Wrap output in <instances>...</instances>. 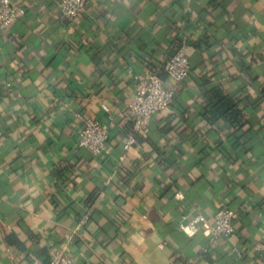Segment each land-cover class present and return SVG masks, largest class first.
Listing matches in <instances>:
<instances>
[{"label":"crops","instance_id":"0c3cea01","mask_svg":"<svg viewBox=\"0 0 264 264\" xmlns=\"http://www.w3.org/2000/svg\"><path fill=\"white\" fill-rule=\"evenodd\" d=\"M11 2L24 11L0 34V264L56 247L72 264H264V0H84L72 20L56 0ZM182 44L174 102L124 149L127 70L145 76ZM216 90L242 97L235 135L205 117ZM87 118L109 123L102 154L76 145ZM222 206L235 233L211 240Z\"/></svg>","mask_w":264,"mask_h":264},{"label":"built area","instance_id":"2783aa9c","mask_svg":"<svg viewBox=\"0 0 264 264\" xmlns=\"http://www.w3.org/2000/svg\"><path fill=\"white\" fill-rule=\"evenodd\" d=\"M83 3L84 0H56V7L61 18L72 20L82 10ZM23 11V8L14 6L11 0H0V34L8 29ZM190 69L188 46L182 44L163 63L155 64L145 76H139L131 69L127 70L135 86L133 97L124 109L120 124L124 134L122 143L124 149L136 145L138 136H144L148 132L149 122L155 113L170 108L178 86L188 76ZM162 73L166 78L162 77ZM102 108L107 111L109 109L106 104H102ZM109 119L112 121L111 116ZM109 138V123L96 118H87L78 128L75 142L78 147L99 155L106 151ZM237 216L236 210L231 207L218 208L213 213L212 224L207 229L210 239L233 235L236 229L234 219ZM201 220V215L197 214L189 220H182L179 228L184 231H194ZM254 249L264 253V240L256 242ZM233 250L239 253L237 247H233ZM36 264H72V258L63 248L56 247L51 249L45 262L38 261Z\"/></svg>","mask_w":264,"mask_h":264},{"label":"trees","instance_id":"16d2710c","mask_svg":"<svg viewBox=\"0 0 264 264\" xmlns=\"http://www.w3.org/2000/svg\"><path fill=\"white\" fill-rule=\"evenodd\" d=\"M217 89V88H216ZM215 90V89H214ZM214 100L206 99V111L205 117L207 120H214L218 117H227L228 121L232 125L233 129L231 130V134L235 135L238 132V128H242L245 126V118L242 122H239V119L243 117V114L240 115V110L238 109V103L242 100V97H234L229 93H219L217 90L213 92ZM237 122V123H236ZM235 123L237 125H235ZM239 123V124H238ZM235 127V128H234ZM243 135H237V138H240ZM245 143L243 144V147Z\"/></svg>","mask_w":264,"mask_h":264}]
</instances>
